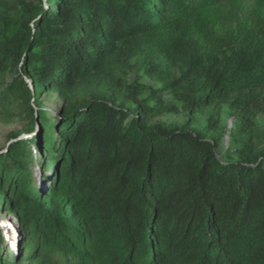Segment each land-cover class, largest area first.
<instances>
[{
  "label": "trees",
  "instance_id": "trees-1",
  "mask_svg": "<svg viewBox=\"0 0 264 264\" xmlns=\"http://www.w3.org/2000/svg\"><path fill=\"white\" fill-rule=\"evenodd\" d=\"M17 1L0 34V87L23 92L40 127L0 156V211L29 229L26 260L264 264V149L222 156L193 128L211 106L263 112L264 0ZM132 59L162 76L156 100L178 91L182 125L151 124L144 88L108 79ZM49 92L64 100L57 118L39 104ZM29 147L49 155L44 190ZM9 160L21 164L5 192ZM20 262L0 251V264Z\"/></svg>",
  "mask_w": 264,
  "mask_h": 264
},
{
  "label": "rangeland",
  "instance_id": "rangeland-1",
  "mask_svg": "<svg viewBox=\"0 0 264 264\" xmlns=\"http://www.w3.org/2000/svg\"><path fill=\"white\" fill-rule=\"evenodd\" d=\"M17 5V0H7L3 4L0 3V34L4 28L3 20L18 18L20 9ZM106 76L114 83L120 78L126 85L129 82L144 88L141 98L151 99L147 104L148 106H154V112L157 115L151 118V124L173 128L184 123L185 116L178 100V91L169 90L160 95V101L156 100L153 92L162 86V76L159 77L156 74L152 76L145 75L140 67L139 60H130L122 69L114 65L111 72ZM10 80L9 78L7 82H10ZM24 81L31 88L30 81L26 78H24ZM24 96L23 92H8L5 85L0 87V152H3L2 155L6 154L8 148L12 145H8L9 141L16 136L26 134L30 126L31 117ZM39 104L43 109L57 115L64 105V100L56 93L49 92L41 95ZM193 128L203 130L210 139L218 140L220 145L219 154H222V156L246 149L256 152L264 149V109L257 117L240 119L238 116H234L226 106L203 108L195 116ZM234 130L239 131V137L232 144V132ZM47 158H49V155L43 150L36 152L35 148H28L27 164L29 168L31 167L36 185L42 190L47 187L51 176L50 172L44 169ZM19 164L21 162L9 160L4 166L2 184L5 192L8 190L7 184L5 185V178ZM4 199V195L0 193V208ZM0 237L2 240L0 244L1 253L4 255L11 253L14 260L22 261L19 264H53L48 259L36 256L26 260V246L29 245L31 240L30 231L19 223L14 214L9 211H0Z\"/></svg>",
  "mask_w": 264,
  "mask_h": 264
},
{
  "label": "water",
  "instance_id": "water-1",
  "mask_svg": "<svg viewBox=\"0 0 264 264\" xmlns=\"http://www.w3.org/2000/svg\"><path fill=\"white\" fill-rule=\"evenodd\" d=\"M45 1H43L44 3V7H46L45 5ZM32 109H33V113L31 119H30V126L27 130L26 134H22L20 136H16L15 138H13L12 140L9 141L8 145L13 144L15 142L18 141H23V140H30L31 138H33L34 136H36L39 133V117H38V108L34 105H32ZM45 110V109H44ZM53 117L57 118L56 115H54L53 113H50ZM3 152H0V155H2Z\"/></svg>",
  "mask_w": 264,
  "mask_h": 264
}]
</instances>
